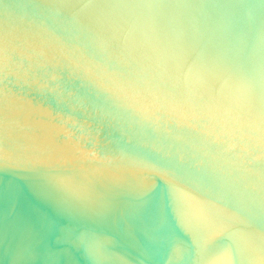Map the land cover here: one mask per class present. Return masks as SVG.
I'll return each instance as SVG.
<instances>
[{
    "label": "water",
    "instance_id": "1",
    "mask_svg": "<svg viewBox=\"0 0 264 264\" xmlns=\"http://www.w3.org/2000/svg\"><path fill=\"white\" fill-rule=\"evenodd\" d=\"M121 0H0V264H264V0L183 5V55L127 54Z\"/></svg>",
    "mask_w": 264,
    "mask_h": 264
},
{
    "label": "clouds",
    "instance_id": "2",
    "mask_svg": "<svg viewBox=\"0 0 264 264\" xmlns=\"http://www.w3.org/2000/svg\"><path fill=\"white\" fill-rule=\"evenodd\" d=\"M183 8L174 0H121L109 6L108 15L118 20L121 42L129 56L167 72L182 59L179 19ZM225 100L239 113L253 115L264 109V73L253 76L237 68Z\"/></svg>",
    "mask_w": 264,
    "mask_h": 264
}]
</instances>
